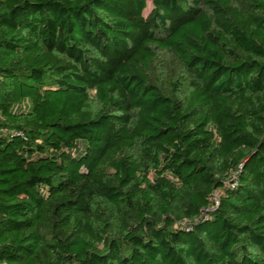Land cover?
<instances>
[{
  "label": "trees",
  "instance_id": "1",
  "mask_svg": "<svg viewBox=\"0 0 264 264\" xmlns=\"http://www.w3.org/2000/svg\"><path fill=\"white\" fill-rule=\"evenodd\" d=\"M0 264H264V0H0Z\"/></svg>",
  "mask_w": 264,
  "mask_h": 264
}]
</instances>
